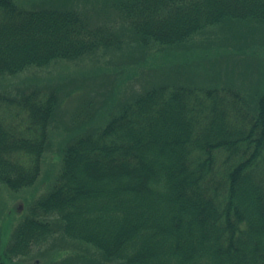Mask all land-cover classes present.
Here are the masks:
<instances>
[{"label": "trees", "instance_id": "obj_1", "mask_svg": "<svg viewBox=\"0 0 264 264\" xmlns=\"http://www.w3.org/2000/svg\"><path fill=\"white\" fill-rule=\"evenodd\" d=\"M91 2L0 0V201L24 196L0 264H264V75L242 52L264 46V0ZM31 69L53 76L7 84Z\"/></svg>", "mask_w": 264, "mask_h": 264}, {"label": "rangeland", "instance_id": "obj_2", "mask_svg": "<svg viewBox=\"0 0 264 264\" xmlns=\"http://www.w3.org/2000/svg\"><path fill=\"white\" fill-rule=\"evenodd\" d=\"M88 5L90 7V11L97 8L96 2H94V0H92V2L89 3ZM212 37L213 38H211V39H215V41H216V44L213 46H217V45L220 46L221 49H223V52H219L217 55H213V54L209 55L207 51L205 52V54H204L205 56L216 60V63L214 66H211L210 64L207 66V68H209L211 71H213L211 76L221 77V76L226 75L227 73L231 74L232 70H234V69L232 68V66L229 63L227 65V67L222 63V54L224 52L226 53L228 50H233V48H232L233 39L229 38L226 33H222V32H216ZM229 39H231V40L229 41ZM206 40H207V38H206ZM245 43L248 44V46L250 44H253L252 42H248V41ZM260 46H262V45H260ZM137 47L141 48L140 46H137ZM252 47L255 48V49H253L255 52L249 50V49H251L249 47H247V49H243L242 52L252 54L253 57L251 60L255 61L256 63L259 64V68H261V70H262V71L261 70L260 71L264 75V46L263 47L252 46ZM239 51H241V50H239ZM154 52L155 51H152L147 55V57H146V59H148L147 61L151 62L154 65H158V64L162 65V63L165 62V64H166L165 71L169 67L173 68V67L178 66V61H174L175 59H171L170 61H168V64H167V60H164V58H163L164 55L162 52H159L158 56L154 55L155 54ZM140 56H142V55L140 54ZM234 56H232V57H234ZM108 58L109 57H107V59ZM88 61L89 60H86L84 62H81L80 64H85ZM191 61L198 62L196 55H194L191 58ZM55 66L56 67H51V68H48L47 70H50V71L52 70L57 75L66 76L69 74L77 73L79 76V73H80L79 69L80 68L75 67L73 62H61ZM244 66H243V69H244ZM91 68L93 70H96L93 68V64H91ZM44 70H32V69L28 70L24 73H21L18 76L11 77V78L7 79V84L19 83L22 80H30L31 78H36L37 76H40V77H46L47 75L53 76V74H49L50 72L45 73ZM177 70L180 72V69L178 67H177ZM81 71H84V69H82ZM234 71H237V70H234ZM198 73H200V71H198ZM66 77H68V76H66ZM131 78L134 81L138 80L136 78H140L139 67H137V65H133V67L131 68ZM83 90L87 91L86 87L83 85H80V83L75 86V94L76 95L81 94ZM71 115H72L71 112L66 114L67 119H69V117ZM60 119H62V118H60ZM60 138L61 137H59V134L55 132V135H54V138L52 141L54 144L52 145V147L50 149V153L48 154V156L45 160V163H44L42 181L36 184V187L39 188L38 189L39 190L38 195L42 194L45 190H47L49 188L51 181H52L51 178L54 177V173L57 170L56 168H58V166H59L58 165V163H59V159H58L59 150H58V146H56L55 143H57L60 140ZM23 194L25 195L26 193H23ZM23 198H24L23 195H20L19 197L16 198L14 195L7 193L3 196L2 200L0 201V237H2V235L5 234V237H4L5 240H7L9 235H10L11 225H12V230H13V226L16 222V220H14L12 218V217H15L14 216L15 214H13L12 216H9L10 209H11V207L15 201L20 202L21 200H24ZM51 254H52V252H51ZM63 255L61 256V258L63 257ZM90 255H91L90 251L87 250V256L91 257Z\"/></svg>", "mask_w": 264, "mask_h": 264}]
</instances>
